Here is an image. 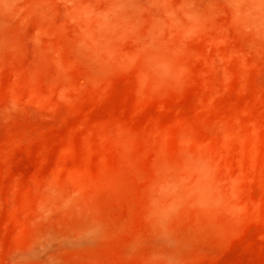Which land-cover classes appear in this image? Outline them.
<instances>
[{
  "label": "rangeland",
  "instance_id": "1",
  "mask_svg": "<svg viewBox=\"0 0 264 264\" xmlns=\"http://www.w3.org/2000/svg\"><path fill=\"white\" fill-rule=\"evenodd\" d=\"M0 264H264V0H0Z\"/></svg>",
  "mask_w": 264,
  "mask_h": 264
}]
</instances>
